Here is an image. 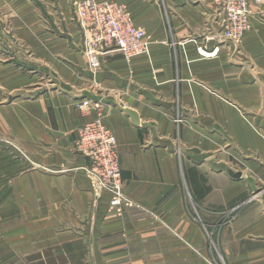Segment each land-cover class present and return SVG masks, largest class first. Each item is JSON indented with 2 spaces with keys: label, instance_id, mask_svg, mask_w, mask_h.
<instances>
[{
  "label": "crops",
  "instance_id": "1",
  "mask_svg": "<svg viewBox=\"0 0 264 264\" xmlns=\"http://www.w3.org/2000/svg\"><path fill=\"white\" fill-rule=\"evenodd\" d=\"M71 1L0 0L29 53L0 62V264H264V0L227 43L204 38L213 0H111L148 52L109 51L94 72ZM98 114L132 205L109 208L73 150Z\"/></svg>",
  "mask_w": 264,
  "mask_h": 264
},
{
  "label": "built area",
  "instance_id": "2",
  "mask_svg": "<svg viewBox=\"0 0 264 264\" xmlns=\"http://www.w3.org/2000/svg\"><path fill=\"white\" fill-rule=\"evenodd\" d=\"M221 13L220 31L207 34V41L235 42L250 27L252 11L249 0H213ZM260 0H255V2ZM72 19L82 34V49L88 68L94 72L101 66V56L109 51H118L125 58H131L148 52L145 30L135 25L124 4L114 1H77L73 2ZM204 47L199 46L202 55ZM79 109L98 103L83 98L76 104ZM179 122V117L175 118ZM76 154L87 159L86 174L96 191L106 193L109 208L120 205H132L133 202L123 193L124 182L121 177L120 152L117 140L111 129L98 114L77 130L73 141ZM243 203L232 208L239 209Z\"/></svg>",
  "mask_w": 264,
  "mask_h": 264
},
{
  "label": "rangeland",
  "instance_id": "3",
  "mask_svg": "<svg viewBox=\"0 0 264 264\" xmlns=\"http://www.w3.org/2000/svg\"><path fill=\"white\" fill-rule=\"evenodd\" d=\"M77 1L79 2V0H77ZM77 1L72 0L71 1L72 6H73V2H77ZM159 1L161 2V0H159ZM129 15H130V13H129ZM130 18H131V15H130ZM132 20H133V18H132ZM18 43L19 42L17 41V38H15V36L12 35V26L10 25V22L9 21H3V16H1V11H0V62H2V63H4V61L8 62L14 56L16 58L15 60H17V61L20 60V61L24 62L22 64L24 66H22L21 69H25V68H27L26 64H27V57L29 56V53L25 52L24 54H22V52L21 53L17 52L12 46H15V45L19 46ZM22 55H24V57ZM17 56L19 57V59L17 58ZM20 153L22 155L26 156L23 152H20ZM231 210L234 213L236 211H238L237 209H234V208H231ZM231 210H230V212H231ZM230 212H229V214H230L229 216H232V212L231 213ZM13 246L14 245H12V252L15 250V249H13ZM13 264H27V262L26 261H24V262L13 261Z\"/></svg>",
  "mask_w": 264,
  "mask_h": 264
},
{
  "label": "water",
  "instance_id": "4",
  "mask_svg": "<svg viewBox=\"0 0 264 264\" xmlns=\"http://www.w3.org/2000/svg\"><path fill=\"white\" fill-rule=\"evenodd\" d=\"M227 173L229 174L230 177H234V178H239L241 176V172L240 171H233L232 169H227Z\"/></svg>",
  "mask_w": 264,
  "mask_h": 264
}]
</instances>
